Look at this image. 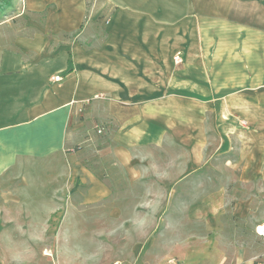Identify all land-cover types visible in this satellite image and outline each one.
I'll return each mask as SVG.
<instances>
[{
    "label": "crops",
    "instance_id": "0c3cea01",
    "mask_svg": "<svg viewBox=\"0 0 264 264\" xmlns=\"http://www.w3.org/2000/svg\"><path fill=\"white\" fill-rule=\"evenodd\" d=\"M162 4L160 14L159 0H0V180L25 160L74 158L108 134L103 149L122 166L135 225L160 231L135 245L140 264L175 254L183 264H264L256 242L244 251L238 238L209 233L238 228L220 221L228 193L209 191L224 180L204 169L215 135L220 167L242 182L263 176L264 23L191 34V17ZM196 220L205 234L191 233Z\"/></svg>",
    "mask_w": 264,
    "mask_h": 264
},
{
    "label": "rangeland",
    "instance_id": "374dc122",
    "mask_svg": "<svg viewBox=\"0 0 264 264\" xmlns=\"http://www.w3.org/2000/svg\"><path fill=\"white\" fill-rule=\"evenodd\" d=\"M162 1L159 0L160 14L164 9ZM173 2L176 19L191 17V34H229L241 23L254 22L258 28L264 23V6L258 1ZM171 8L168 6V11ZM3 33L9 34V31L4 29ZM238 34H243L241 29ZM108 137V134L95 137L92 145L74 158L25 160V165L4 173L0 180L1 264H24V260L52 264L55 259H61L64 264L142 262L143 256L134 253L135 245L143 243L146 248L160 231L141 230L135 225L136 200L122 198V189H125L122 166L114 160L117 157L114 151L103 149L108 145ZM212 137L214 145L218 139L215 135ZM212 147L207 154V162L212 166L204 169L208 176L224 181L208 185V190L224 188L227 191V213L219 219L238 229L209 233H218L224 242L238 238L239 247L244 251L254 242L264 248V236L257 232V226L264 222V169L263 176L256 181H239L235 172L219 166L221 160L216 158ZM109 187L112 190L107 192ZM97 188L106 190L101 192L105 196L92 197V191ZM203 223L191 221V227L195 228L191 233L205 234ZM196 242L197 239L191 244ZM168 264H183L182 258L175 254Z\"/></svg>",
    "mask_w": 264,
    "mask_h": 264
},
{
    "label": "built area",
    "instance_id": "2783aa9c",
    "mask_svg": "<svg viewBox=\"0 0 264 264\" xmlns=\"http://www.w3.org/2000/svg\"><path fill=\"white\" fill-rule=\"evenodd\" d=\"M174 60H175V62L176 63H181L182 62V56H181V54L180 53H177L175 56H174ZM62 78H63V76L61 75V74H56L54 77H53V79H54V81H60V80H62ZM243 123H245V122H243ZM258 228H259V226H257V231H258V233H259V230H258ZM260 234V233H259ZM260 235H262V234H260ZM264 236V235H263Z\"/></svg>",
    "mask_w": 264,
    "mask_h": 264
},
{
    "label": "bare ground",
    "instance_id": "6f19581e",
    "mask_svg": "<svg viewBox=\"0 0 264 264\" xmlns=\"http://www.w3.org/2000/svg\"><path fill=\"white\" fill-rule=\"evenodd\" d=\"M258 226H259V228H258L259 233L262 234V235H264V222L261 223V224H259Z\"/></svg>",
    "mask_w": 264,
    "mask_h": 264
},
{
    "label": "trees",
    "instance_id": "16d2710c",
    "mask_svg": "<svg viewBox=\"0 0 264 264\" xmlns=\"http://www.w3.org/2000/svg\"><path fill=\"white\" fill-rule=\"evenodd\" d=\"M0 9H2V8H0Z\"/></svg>",
    "mask_w": 264,
    "mask_h": 264
}]
</instances>
